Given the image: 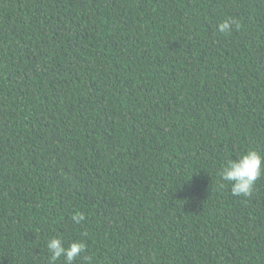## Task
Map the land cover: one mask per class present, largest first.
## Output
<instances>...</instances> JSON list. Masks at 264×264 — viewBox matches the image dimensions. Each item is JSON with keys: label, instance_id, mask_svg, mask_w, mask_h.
I'll return each mask as SVG.
<instances>
[{"label": "trees", "instance_id": "16d2710c", "mask_svg": "<svg viewBox=\"0 0 264 264\" xmlns=\"http://www.w3.org/2000/svg\"><path fill=\"white\" fill-rule=\"evenodd\" d=\"M249 150L264 0H0V264H64L52 238L74 264H264V176L220 178Z\"/></svg>", "mask_w": 264, "mask_h": 264}, {"label": "clouds", "instance_id": "9594fccd", "mask_svg": "<svg viewBox=\"0 0 264 264\" xmlns=\"http://www.w3.org/2000/svg\"><path fill=\"white\" fill-rule=\"evenodd\" d=\"M239 22L232 17L222 21L218 30L221 33H230L234 28L239 29ZM264 176V154L256 150H249L236 159L230 160L220 171L222 182L231 184L233 196L249 197L252 194L256 181ZM223 183L221 187H223ZM74 223L80 224L85 220L82 212H77L71 217ZM47 249L51 261L64 258V264H74L77 258L86 251V244L82 240L73 241L67 247L61 238H52L47 241ZM91 264V257H87Z\"/></svg>", "mask_w": 264, "mask_h": 264}]
</instances>
